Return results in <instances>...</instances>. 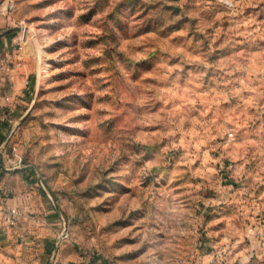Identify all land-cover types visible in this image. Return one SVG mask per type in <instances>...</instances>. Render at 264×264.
Listing matches in <instances>:
<instances>
[{
  "label": "rangeland",
  "instance_id": "1",
  "mask_svg": "<svg viewBox=\"0 0 264 264\" xmlns=\"http://www.w3.org/2000/svg\"><path fill=\"white\" fill-rule=\"evenodd\" d=\"M0 38V260L43 206L105 264H264V0H8Z\"/></svg>",
  "mask_w": 264,
  "mask_h": 264
},
{
  "label": "crops",
  "instance_id": "2",
  "mask_svg": "<svg viewBox=\"0 0 264 264\" xmlns=\"http://www.w3.org/2000/svg\"><path fill=\"white\" fill-rule=\"evenodd\" d=\"M4 0H0V4ZM3 7L0 5V18H2ZM2 39L0 38V42ZM9 208V207H8ZM37 221H29L23 218V232L20 234L21 245L16 247L17 252L3 254L1 261L5 264H105L102 258L95 259L88 254L83 255L76 252L73 245L68 241L58 252L53 262L49 261L54 239L60 230V221L57 210L32 209ZM54 211V213H53ZM33 226V228H31Z\"/></svg>",
  "mask_w": 264,
  "mask_h": 264
},
{
  "label": "built area",
  "instance_id": "3",
  "mask_svg": "<svg viewBox=\"0 0 264 264\" xmlns=\"http://www.w3.org/2000/svg\"><path fill=\"white\" fill-rule=\"evenodd\" d=\"M13 151H15V156L18 157L17 163H20V158L16 153V147L13 146L12 148ZM19 215L18 211L16 208H9L7 211V215L5 216V220L9 225H15L17 216ZM34 221H37L36 218H34ZM59 221H60V230L58 231L54 242L53 246L51 249L49 261L53 262L62 248V246L65 244L67 237H68V223L67 221L62 217V215H59ZM223 255L224 252L222 250L215 251V254L212 256L210 259V264H222L223 262Z\"/></svg>",
  "mask_w": 264,
  "mask_h": 264
},
{
  "label": "water",
  "instance_id": "4",
  "mask_svg": "<svg viewBox=\"0 0 264 264\" xmlns=\"http://www.w3.org/2000/svg\"><path fill=\"white\" fill-rule=\"evenodd\" d=\"M7 1H8V0H6V1L4 0V1H3V4H2V7H3V11H4V12H6V9H7ZM4 2H5V3H4ZM23 32H25V31H24L23 28H21V33L23 34Z\"/></svg>",
  "mask_w": 264,
  "mask_h": 264
}]
</instances>
